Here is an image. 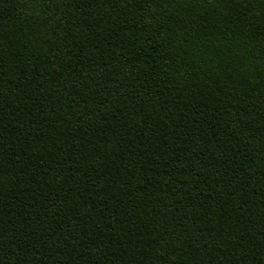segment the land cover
Wrapping results in <instances>:
<instances>
[{"label": "trees", "instance_id": "1", "mask_svg": "<svg viewBox=\"0 0 264 264\" xmlns=\"http://www.w3.org/2000/svg\"><path fill=\"white\" fill-rule=\"evenodd\" d=\"M0 264H264V0H0Z\"/></svg>", "mask_w": 264, "mask_h": 264}]
</instances>
